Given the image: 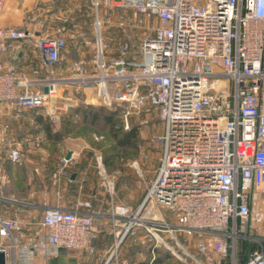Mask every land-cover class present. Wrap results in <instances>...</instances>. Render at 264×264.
Returning a JSON list of instances; mask_svg holds the SVG:
<instances>
[{"label":"built area","instance_id":"2783aa9c","mask_svg":"<svg viewBox=\"0 0 264 264\" xmlns=\"http://www.w3.org/2000/svg\"><path fill=\"white\" fill-rule=\"evenodd\" d=\"M6 3L0 0V11ZM92 5L97 39L93 74L84 83L95 90L92 104L120 112L127 130L147 111L158 112L162 157L145 204L165 207L173 220H145L143 207L116 203L98 158L114 235L102 264H126L121 248L129 237L151 246L153 255L165 249L181 264H264V210L255 209L257 192H264V0H105V22L102 1ZM113 29L141 35L115 40ZM31 38L29 30L0 24V104L46 109L57 93L53 69L68 48L65 39L36 40L42 66L31 74L6 60L10 44ZM10 159L18 163L21 155L13 151ZM70 160H63L60 175ZM22 227L0 215L5 264L93 254L104 230L92 215L62 208L48 209L45 232L19 246L15 233ZM194 234L201 239L191 247Z\"/></svg>","mask_w":264,"mask_h":264},{"label":"crops","instance_id":"0c3cea01","mask_svg":"<svg viewBox=\"0 0 264 264\" xmlns=\"http://www.w3.org/2000/svg\"><path fill=\"white\" fill-rule=\"evenodd\" d=\"M101 1L99 18L105 22V0ZM92 4L93 0H88L85 6L75 5L71 10L70 21L87 22L85 25L75 26L78 29L77 34L88 25L95 27L96 17ZM16 10L15 3L7 0L5 8L0 11V24L21 29L22 25L14 23L10 17ZM11 47L6 60L12 62L21 73L31 74L34 68L25 67L26 71L21 69L28 66L22 63L27 61V54L24 50L16 51L14 48L11 50ZM67 53L68 48L62 54L60 71L64 55ZM93 59L85 63L84 67H78L76 61H73L74 64L70 61L66 71L84 79L90 78L91 70L93 74ZM89 90L95 91L94 88ZM49 111L48 108L23 110L15 103L0 104V215L23 223L22 230L15 233L19 246L26 244L37 232H45L41 228V223L45 212L50 208L78 210L92 215L98 226L104 228L93 243L95 253L67 252L71 260L62 263L61 260H64L62 254L50 264H102L101 257L112 248L114 235L110 228L112 220L109 214L112 199L105 192L98 168L97 156L100 153L81 139L68 138L58 143L49 140L47 128L56 133L62 123L60 112L52 111L50 114ZM131 123L142 121L132 120ZM13 151H18L21 155L18 163L10 159ZM68 154H71L70 163L64 168L65 175H60L63 169L62 162L67 159ZM103 165L105 168L104 163ZM118 202L123 203L121 200ZM85 204H89L90 207H86ZM153 256L155 257V254H152L151 246L143 245L129 237L121 248L120 262L141 264L148 258H152L153 261Z\"/></svg>","mask_w":264,"mask_h":264},{"label":"rangeland","instance_id":"374dc122","mask_svg":"<svg viewBox=\"0 0 264 264\" xmlns=\"http://www.w3.org/2000/svg\"><path fill=\"white\" fill-rule=\"evenodd\" d=\"M12 2L15 3L17 10L13 11L10 17L14 23L22 25V30H29L32 34V38L26 43L10 44L12 46L11 50L13 48L16 51L24 50L25 54H27V61H23L22 63L23 65L28 64V66L22 65V70H25V67H31L34 70L41 69V57L35 47L36 40L39 38L57 36L67 41L69 53L64 55L62 71H60L59 67V63L61 62L57 64L56 69H53L52 79L55 80L57 85V93L49 102V113L52 114V111L60 112L62 114L60 121L63 122L64 118L65 120H69L71 116L75 115V111L77 110H79L78 114L82 117L83 111L88 108L90 110V107L103 108L96 103L92 104L95 97V91L89 90L92 88V85L85 84L84 77L76 76L66 71V67H68L70 61H76L75 63L78 67H84L86 66L85 63H89L93 57L95 58L97 39L95 27L88 25L87 28H83L77 34L76 31L78 29L75 26L87 22L70 21V12L74 6H85L88 0H12ZM119 7H115L117 12L122 11ZM24 9L25 11H23ZM27 11H29L28 14ZM106 12L107 10L105 9ZM109 33L112 34L111 37L115 40H118L117 38L119 40L138 38L141 35L139 32H128L126 35H123L115 29ZM106 35L107 33L105 37H107ZM134 43L140 46L136 40ZM89 75L92 76V70L89 72ZM32 79L38 78L33 77ZM107 113L105 110V115ZM120 115L122 114L120 113ZM140 120L142 123H131L129 130L126 129L124 124L122 130L123 132L130 131L133 127L137 126L140 134L138 148L136 146V149L119 148L117 141L114 140L112 133H110L109 127L105 126V130L103 131L101 125H92L90 122L84 125L80 124L79 129L75 132L76 134L69 138L81 139L87 142L97 153H100L97 158H102V162L105 160L107 176L113 181L115 186V195L113 197L116 203L118 200H121L125 205L134 210L143 207L140 217L145 220L158 221L164 218L172 222L173 220L169 216L170 212H168V209L158 207L150 202L145 204L149 186L156 179L160 167L162 145L155 138L162 136L164 131L163 123L156 111H147ZM146 121L148 123L143 124ZM123 132L119 135V140L123 137ZM119 155H122L120 158L123 157V159L119 160L117 158ZM134 163H137L138 166L134 167ZM105 192L107 191L105 190ZM255 209L264 210L263 191L257 192ZM199 239H201L199 234L190 236V246L193 247L194 243ZM62 257L64 258V260H61L62 263L65 260H71L66 252L63 253Z\"/></svg>","mask_w":264,"mask_h":264},{"label":"trees","instance_id":"16d2710c","mask_svg":"<svg viewBox=\"0 0 264 264\" xmlns=\"http://www.w3.org/2000/svg\"><path fill=\"white\" fill-rule=\"evenodd\" d=\"M105 110L108 112L105 115ZM76 114L71 116L69 120H63L61 123V128L58 132L53 133L51 128H47V135L49 140L53 141L54 143L63 142L64 140L68 139L69 137L73 136L77 132L76 130L79 129L80 124H95L101 125L103 131L105 130V126L110 128V133H112L114 140L117 141V146L122 149H129L138 148V139H139V130L137 126L132 128L130 131H122L124 127V122L122 115L118 111L109 110L106 108H94L90 107L84 110L82 113V117L78 114L79 110L75 111ZM73 113V112H72ZM123 134L121 140L118 139L119 135ZM138 154V153H137ZM122 155L117 156L120 158ZM116 157V156H115ZM105 164V160L103 161ZM181 264L179 261L176 260L168 251L163 248H157L155 250V258L152 261V258H148L147 261L141 264Z\"/></svg>","mask_w":264,"mask_h":264},{"label":"water","instance_id":"95a60500","mask_svg":"<svg viewBox=\"0 0 264 264\" xmlns=\"http://www.w3.org/2000/svg\"><path fill=\"white\" fill-rule=\"evenodd\" d=\"M45 92L47 93L48 90H45ZM71 158V154H68L67 159ZM6 263V259H5V254L4 253H0V264H5Z\"/></svg>","mask_w":264,"mask_h":264}]
</instances>
